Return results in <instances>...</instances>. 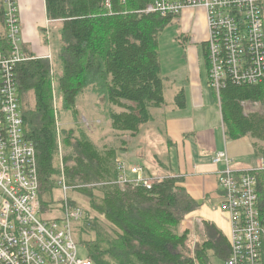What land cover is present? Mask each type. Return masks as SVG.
<instances>
[{
	"label": "trees",
	"instance_id": "1",
	"mask_svg": "<svg viewBox=\"0 0 264 264\" xmlns=\"http://www.w3.org/2000/svg\"><path fill=\"white\" fill-rule=\"evenodd\" d=\"M151 2L45 0L47 18L61 22L58 70L51 69L48 59L29 54L30 61L15 69L23 134L35 150L40 215L52 214L58 205L53 197L60 168L51 86L57 91L61 110L70 113L72 119L77 115V98L91 90L99 103L106 104L105 117L111 130L132 138L141 126L153 121L150 110L165 104L158 37L174 18L145 13ZM0 52H8L1 4ZM202 53L207 73L205 44ZM182 94L175 97L176 106L182 105ZM245 103L264 104V84H229L221 92L225 137L234 141L248 136L255 156L264 159V114L245 115ZM74 133L73 129L60 133L68 154L62 159L65 183L71 188L81 186L69 190L67 199L71 208H78L77 200L70 196L77 194L98 217L72 223L71 231L74 242L93 264L226 262L229 245L214 224L195 222L198 239L191 241L186 217L198 210L199 204L188 196L182 179L165 174V179L149 189L142 185L120 187L113 184L117 177L116 149L101 150L82 133ZM146 175L153 176L147 170ZM254 175L259 217L264 219V174ZM260 258L264 264V242Z\"/></svg>",
	"mask_w": 264,
	"mask_h": 264
},
{
	"label": "built area",
	"instance_id": "2",
	"mask_svg": "<svg viewBox=\"0 0 264 264\" xmlns=\"http://www.w3.org/2000/svg\"><path fill=\"white\" fill-rule=\"evenodd\" d=\"M8 52H0V264H93L78 255L71 225L82 218L67 203L64 176L59 189L64 195L61 217L39 213L40 183L35 150L23 134L15 69L30 61L23 50L16 0H0ZM202 9L206 16L207 86L220 103L229 84H264V0H152L145 13L176 17L185 10ZM46 59L51 61V57ZM212 163L218 171L222 194L219 211L230 227L229 256L224 264H261L264 227L257 208L255 173L264 174V159L249 171L235 172L225 151ZM120 187L142 185L149 189L165 177L147 176L142 164L116 160ZM129 175H132L129 178ZM85 188L92 185H85Z\"/></svg>",
	"mask_w": 264,
	"mask_h": 264
},
{
	"label": "crops",
	"instance_id": "3",
	"mask_svg": "<svg viewBox=\"0 0 264 264\" xmlns=\"http://www.w3.org/2000/svg\"><path fill=\"white\" fill-rule=\"evenodd\" d=\"M16 3L25 54L37 58L50 56L52 59V32H57L55 40L58 42L61 22L47 18L45 0H16ZM173 20L180 27L183 26L184 41H189L190 46L185 53L188 55L180 62L181 68L172 66L162 76L165 104L150 110L153 121L144 126L133 139L143 140L142 136L152 133L153 138L159 136L163 140L162 147L165 150L161 153L160 167L164 175L182 179L188 196L199 204V209L186 217L188 227L191 228L201 220L214 224L221 231L218 224L225 217L219 211L222 194L218 188L217 173L222 165L213 164L212 158L218 152L225 151L232 162L231 169L235 172L254 169L262 159L255 156L252 140L248 136L234 141L226 139L220 104L214 93L207 89L205 61L203 81L199 58H196L195 51L190 53L192 48H200V44L203 46L206 40L205 12L185 10ZM180 71L185 74L182 78H177L175 75ZM185 81L186 88L179 89L176 86L177 82ZM169 91L172 93L167 99ZM178 91L183 93V101L182 105L176 106L174 101ZM93 144L96 145L94 142ZM120 148L126 153L129 152L130 145L123 144ZM116 151L118 159L119 152L117 149Z\"/></svg>",
	"mask_w": 264,
	"mask_h": 264
},
{
	"label": "rangeland",
	"instance_id": "4",
	"mask_svg": "<svg viewBox=\"0 0 264 264\" xmlns=\"http://www.w3.org/2000/svg\"><path fill=\"white\" fill-rule=\"evenodd\" d=\"M202 9H189V11H200ZM179 16L174 17L176 19ZM198 19V17L196 18ZM175 20H172L169 24H167L159 34L158 37V49H159V60H160V67H161V75H165L167 72L170 71L172 66H176L177 68H181L180 62L185 59L188 53L185 55L186 51L190 46H188V42L184 41L185 37L183 36V26L175 23ZM264 24V21H263ZM183 36V37H181ZM52 53L53 58L48 63L50 64L51 69L55 72L58 70V47L59 43L55 40L57 39V32H52ZM187 45V47H186ZM200 48H192L191 52L195 51L196 58H199L201 67H202V80L204 81V55L202 53V45L200 44ZM185 72L180 71L176 73L177 78H182ZM166 77V76H165ZM169 78V77H168ZM176 86H179V89L186 88V81L185 82H177ZM209 91L210 89L207 88ZM171 91L168 92V97H170ZM180 91H178L179 93ZM211 92V91H210ZM176 94V93H175ZM33 100V99H32ZM31 100V102H32ZM215 103V102H214ZM76 110L77 115L76 119H72V116L68 112H63L61 110V103H59L58 94L55 89L51 86V109L53 120L55 124V132H56V141H57V153L56 159L59 163L60 168V177L64 176L63 171V164L62 159L66 153V147L63 144V136H60L61 130L66 129H73L75 132L74 135H85L92 143L94 142L97 148L104 150L108 148L116 147L119 152L118 159L125 160L124 162L127 165L130 163L135 164H142L145 169L151 172L153 176H160L164 177V171L161 169L162 163L160 162L161 153L165 150L162 147L163 140L159 137H152V133L148 136H142L143 140L141 139H133L127 134L113 132L110 128L109 121L105 117V111L107 110V106L103 101L99 103L98 98L95 93L91 90H86L83 94H81L76 101ZM243 112L245 115L257 113V114H264V104L262 103H245L242 105ZM120 111L118 109H114V111ZM74 118V117H73ZM143 126L140 127V131L143 130ZM139 131V132H140ZM82 133V134H81ZM144 133V132H143ZM139 136V135H138ZM78 137V136H77ZM130 145L129 152H124L121 150L120 146ZM259 146H262V143L258 142ZM127 147V146H126ZM68 155V154H67ZM122 160V161H123ZM133 164V165H135ZM253 170V169H251ZM132 175H129V178ZM65 178V177H64ZM58 189L54 192L53 197L54 201H58L57 208L52 211V214H42L43 218L52 219V218H60L61 214L59 210L61 209L60 205L64 204V195L59 189V184L57 185ZM71 197L77 200V207L82 212L81 220L85 219L88 221H92L96 216L95 211L89 208L86 201L79 197L77 194H70ZM67 197H69V193H67ZM69 205V201L67 203ZM70 206V205H69ZM56 207L53 206V208ZM40 208V206H39ZM54 212V213H53ZM80 220V221H81ZM79 221V222H80ZM195 226H191V236L190 239L192 242H195L198 239V236L195 234ZM219 229L222 231L225 238L229 239L230 236V227L229 224L224 221L219 222L218 224ZM78 255L81 258H86L87 254L84 249L78 247ZM211 264H224L221 261L212 260Z\"/></svg>",
	"mask_w": 264,
	"mask_h": 264
},
{
	"label": "water",
	"instance_id": "5",
	"mask_svg": "<svg viewBox=\"0 0 264 264\" xmlns=\"http://www.w3.org/2000/svg\"><path fill=\"white\" fill-rule=\"evenodd\" d=\"M262 227H264V220L262 221Z\"/></svg>",
	"mask_w": 264,
	"mask_h": 264
}]
</instances>
